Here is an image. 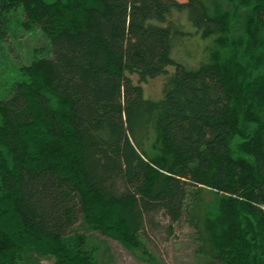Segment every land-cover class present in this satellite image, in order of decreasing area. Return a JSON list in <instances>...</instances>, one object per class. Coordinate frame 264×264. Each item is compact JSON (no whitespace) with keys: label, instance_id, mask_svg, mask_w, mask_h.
I'll use <instances>...</instances> for the list:
<instances>
[{"label":"trees","instance_id":"16d2710c","mask_svg":"<svg viewBox=\"0 0 264 264\" xmlns=\"http://www.w3.org/2000/svg\"><path fill=\"white\" fill-rule=\"evenodd\" d=\"M231 2L0 0V43L21 27L49 40L0 83V264L29 251L96 264L77 225L143 249L158 211L198 235L200 185L215 196L203 222L214 264H264V0ZM171 10L221 34L208 61L170 57L171 27L152 21ZM167 66L162 97L144 98L140 83ZM150 121L153 158L138 142Z\"/></svg>","mask_w":264,"mask_h":264},{"label":"rangeland","instance_id":"374dc122","mask_svg":"<svg viewBox=\"0 0 264 264\" xmlns=\"http://www.w3.org/2000/svg\"><path fill=\"white\" fill-rule=\"evenodd\" d=\"M212 13L217 9L229 10L231 0H201ZM172 30L170 57L186 68L192 69L208 61L210 53L216 49L217 33L202 34L195 31L184 12L171 10L164 22L152 21ZM49 40L44 33L35 28H19L15 34L5 37L0 43V83L7 81L17 73V67L29 63L33 58L47 54ZM173 66H167V73L149 78L140 83L143 97L159 100L167 76L173 72ZM18 74V73H17ZM3 77V79H2ZM133 84H137V75L130 74ZM139 149L146 157L153 158L162 148L157 138L153 121L146 124L138 137ZM193 193V215L199 234L186 222L170 223L161 211L149 215L140 239L143 249L127 248L117 240L97 231L77 225L78 232H84L88 247L96 264H214L212 250L204 228V217L214 201L213 191L200 185ZM15 264H55L48 254L29 251L21 255Z\"/></svg>","mask_w":264,"mask_h":264}]
</instances>
